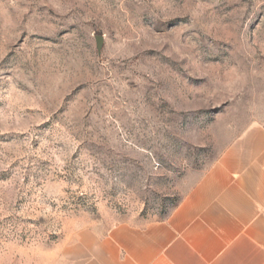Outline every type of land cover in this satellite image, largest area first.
I'll return each mask as SVG.
<instances>
[{"label": "rangeland", "instance_id": "1", "mask_svg": "<svg viewBox=\"0 0 264 264\" xmlns=\"http://www.w3.org/2000/svg\"><path fill=\"white\" fill-rule=\"evenodd\" d=\"M254 123L264 0H0V264L167 218Z\"/></svg>", "mask_w": 264, "mask_h": 264}, {"label": "crops", "instance_id": "2", "mask_svg": "<svg viewBox=\"0 0 264 264\" xmlns=\"http://www.w3.org/2000/svg\"><path fill=\"white\" fill-rule=\"evenodd\" d=\"M82 235L84 264H264V127L246 128L167 218Z\"/></svg>", "mask_w": 264, "mask_h": 264}, {"label": "trees", "instance_id": "3", "mask_svg": "<svg viewBox=\"0 0 264 264\" xmlns=\"http://www.w3.org/2000/svg\"><path fill=\"white\" fill-rule=\"evenodd\" d=\"M180 202H181V200L175 205L174 209L177 208V206L179 205ZM174 209H173V210H174ZM173 210H172V211H173Z\"/></svg>", "mask_w": 264, "mask_h": 264}, {"label": "water", "instance_id": "4", "mask_svg": "<svg viewBox=\"0 0 264 264\" xmlns=\"http://www.w3.org/2000/svg\"><path fill=\"white\" fill-rule=\"evenodd\" d=\"M101 44H102V41H101V39L99 40V46H101Z\"/></svg>", "mask_w": 264, "mask_h": 264}]
</instances>
